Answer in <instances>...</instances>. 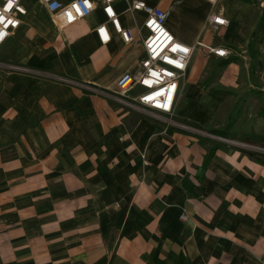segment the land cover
I'll use <instances>...</instances> for the list:
<instances>
[{
	"label": "crops",
	"instance_id": "0c3cea01",
	"mask_svg": "<svg viewBox=\"0 0 264 264\" xmlns=\"http://www.w3.org/2000/svg\"><path fill=\"white\" fill-rule=\"evenodd\" d=\"M22 1L27 13L0 60L109 89L137 69L141 45H126L111 25L112 40L98 39L100 7L59 29L40 0ZM146 1L179 16L187 32L167 19L179 39L229 49L221 57L197 47L173 118L237 143L76 83L0 67V264H264V164L243 150L233 124H214L215 101L232 97L242 73L264 86V0ZM218 11L229 24L213 28L207 15ZM121 20L134 25L128 14ZM215 30L219 41L205 38Z\"/></svg>",
	"mask_w": 264,
	"mask_h": 264
},
{
	"label": "built area",
	"instance_id": "2783aa9c",
	"mask_svg": "<svg viewBox=\"0 0 264 264\" xmlns=\"http://www.w3.org/2000/svg\"><path fill=\"white\" fill-rule=\"evenodd\" d=\"M50 12L52 21L59 29L68 28L91 15L98 7L105 19L98 23L95 32L102 44L112 40V31L118 33L126 45H141L143 57L135 71L126 70L116 81V88L101 87L92 82H79L57 73L36 70L26 65L0 60V67L9 71L37 73L50 79L76 83L81 88L113 98L145 115L156 118L166 124L202 132L200 129L181 123L173 118L176 100L185 79L190 60L197 49L202 47L217 56L225 57L229 49L225 46H212L202 40L191 45L179 39L167 26L169 11L146 0H40ZM215 5L218 0H207ZM11 5V7H9ZM142 12L143 17L137 18ZM27 8L22 0H0V47L14 34L22 22ZM128 14L133 26H125L121 17ZM207 23L213 28L226 26L229 20L222 11L210 12ZM135 90L137 92L135 93ZM131 93H135L132 95ZM237 143V141H232ZM246 146L245 143H240ZM247 146H254L247 144ZM264 152V149L258 147ZM183 220L187 215H181Z\"/></svg>",
	"mask_w": 264,
	"mask_h": 264
},
{
	"label": "rangeland",
	"instance_id": "374dc122",
	"mask_svg": "<svg viewBox=\"0 0 264 264\" xmlns=\"http://www.w3.org/2000/svg\"><path fill=\"white\" fill-rule=\"evenodd\" d=\"M207 5H210L208 2H206ZM28 3H26V6L29 8ZM31 17V14L27 15ZM169 20H174V24L179 32H187L185 29V25L183 21L179 18V16L175 14H171L169 17ZM168 24V23H167ZM213 35V38L217 39V41L220 40L222 37L220 31H207L205 33V38H211L210 36ZM134 56L130 53L129 58H133ZM198 52H194L189 67L187 70V74L189 72L190 66L199 60ZM210 62L208 61V64ZM215 61H211V64H215ZM215 72L212 73V75L209 77V80L211 81V77H213ZM257 73H253L251 76V80H253V77ZM261 76V73H258ZM245 76L243 73L239 77V86L234 88L233 90L227 89L228 93L227 96H232L228 100H225L224 102H219V104L216 103L215 97L216 95L212 94L213 100L215 101L214 106L218 107L215 111V121L216 124L220 128H226L230 123L234 125V128H236V133L240 135L241 138H243V142L246 146L243 147V150L246 151H254L256 153L264 154L262 150L258 147H261L264 149V117H260V113L264 112V86L261 83H258L257 80L255 81V86H252L251 84H248L249 82L247 79L245 80ZM187 79V76L185 77ZM246 81V82H245ZM209 85V83L204 84V88ZM134 95L135 93H131ZM207 104V103H204ZM208 106H212L211 103L208 104ZM215 124V125H216ZM204 134L205 138L210 139L212 141L218 142V143H234L231 141L230 138L224 139V137H218L209 135L208 133H202ZM250 135L253 140L250 142L246 139H244V135ZM203 136V137H204ZM256 141L257 143H255ZM253 142V143H251ZM235 144V143H234ZM247 144H252L254 146H247ZM257 148V149H255ZM242 149V148H241Z\"/></svg>",
	"mask_w": 264,
	"mask_h": 264
},
{
	"label": "trees",
	"instance_id": "16d2710c",
	"mask_svg": "<svg viewBox=\"0 0 264 264\" xmlns=\"http://www.w3.org/2000/svg\"><path fill=\"white\" fill-rule=\"evenodd\" d=\"M230 61L227 60V61H223L222 64H227L228 62ZM218 130L214 131L215 134H218ZM222 136H226V135H223L221 134ZM227 137V136H226ZM213 152H214V148L210 149V151L208 152V154L206 155V158H205V166L210 162V159H211V156L213 155ZM248 154L252 157H254L258 162H261L264 164V154H261V153H256L254 151H247Z\"/></svg>",
	"mask_w": 264,
	"mask_h": 264
},
{
	"label": "snow or ice",
	"instance_id": "6c2138e0",
	"mask_svg": "<svg viewBox=\"0 0 264 264\" xmlns=\"http://www.w3.org/2000/svg\"><path fill=\"white\" fill-rule=\"evenodd\" d=\"M9 7H11V5H9ZM0 35H2V34H0Z\"/></svg>",
	"mask_w": 264,
	"mask_h": 264
}]
</instances>
